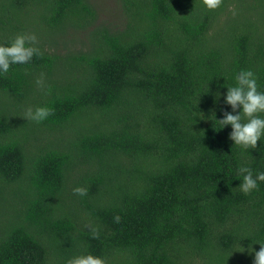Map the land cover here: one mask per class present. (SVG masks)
<instances>
[{"label": "trees", "instance_id": "trees-1", "mask_svg": "<svg viewBox=\"0 0 264 264\" xmlns=\"http://www.w3.org/2000/svg\"><path fill=\"white\" fill-rule=\"evenodd\" d=\"M118 2L121 24L93 0H0V43L34 32L41 53L0 76V264H252L264 182L244 194L237 170L264 171V141L208 117L240 69L264 90V0Z\"/></svg>", "mask_w": 264, "mask_h": 264}, {"label": "clouds", "instance_id": "clouds-1", "mask_svg": "<svg viewBox=\"0 0 264 264\" xmlns=\"http://www.w3.org/2000/svg\"><path fill=\"white\" fill-rule=\"evenodd\" d=\"M223 2L224 0H202L204 8L208 10L219 8ZM230 11L232 15H236L235 8ZM40 54V49L37 47V35L34 32L15 34L7 43H0V76L7 74L10 66L26 64L34 55ZM221 76L224 78L223 75ZM234 81L232 84H226L223 81L225 91L223 93L216 91L213 94L214 101L219 100L223 95V103L228 108L220 109L223 112L220 118H216L214 112L210 113L208 118L218 122L216 129L230 126L227 136L232 145L239 146L245 151L256 149L257 141H264V90L260 89L257 75L251 68H243L236 72ZM196 104L197 101L195 106ZM52 111L53 109L49 106L28 108L25 118L40 122L49 117ZM194 112L196 113L195 117L205 118L200 110ZM237 176L242 177L238 184L239 190L244 194L257 189L259 182H264V171L257 170L253 175V169L247 163L239 165ZM72 190L81 196L87 191L81 186H76ZM239 240L237 241L238 247L233 249L245 251V247L239 243ZM251 242L258 243L259 249L254 250ZM247 251L252 254V264H264V241L251 240ZM64 264H102V261L89 255L76 254L66 259Z\"/></svg>", "mask_w": 264, "mask_h": 264}, {"label": "rangeland", "instance_id": "rangeland-1", "mask_svg": "<svg viewBox=\"0 0 264 264\" xmlns=\"http://www.w3.org/2000/svg\"><path fill=\"white\" fill-rule=\"evenodd\" d=\"M101 21L107 23H122V10L118 0H93Z\"/></svg>", "mask_w": 264, "mask_h": 264}]
</instances>
